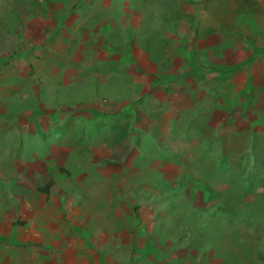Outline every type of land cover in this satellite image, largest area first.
<instances>
[{
	"label": "rangeland",
	"instance_id": "1",
	"mask_svg": "<svg viewBox=\"0 0 264 264\" xmlns=\"http://www.w3.org/2000/svg\"><path fill=\"white\" fill-rule=\"evenodd\" d=\"M182 1L128 0L155 50L131 49L124 68L114 54H125L104 46L119 30L104 23L117 26L127 0H0V227L3 238L27 227L23 252L19 240L2 239L19 255L51 247L55 264H85L91 239L68 241L82 227V205L92 209L93 228L104 225L110 238L128 234L124 244L113 239V248L132 254L126 264H152V255L155 264H208L202 253L171 257L190 246L220 264H264V0L238 10L237 0L225 7L187 0L204 12L179 21L187 31L176 28ZM71 7L73 28L59 14L70 16ZM169 28L182 42L174 49L161 39ZM140 67L149 74L134 87L127 74ZM193 87L195 107L184 110L182 95ZM214 90L225 93L218 111ZM49 180L47 195L36 192ZM65 230L69 238L59 239ZM138 243L151 249L134 255ZM96 248L104 258L107 245ZM124 252L107 256L119 264Z\"/></svg>",
	"mask_w": 264,
	"mask_h": 264
},
{
	"label": "crops",
	"instance_id": "2",
	"mask_svg": "<svg viewBox=\"0 0 264 264\" xmlns=\"http://www.w3.org/2000/svg\"><path fill=\"white\" fill-rule=\"evenodd\" d=\"M120 1H122V0H120ZM225 1H227V0H193V2H191V3H196V4H198V6H202V5H205V4L220 5V3H222V5L225 7V5H227V4H224ZM114 3H115V0H114ZM232 3H233V0H232L231 4ZM250 3H251L250 0H237L233 10H235V9L238 10L239 7H246ZM71 9H72L73 12H72V14H70V16L68 15V10H65V9L62 12L59 11L60 12L59 14L62 15V19L64 17H66L63 20V23H67V25H69L70 28H73V26L76 25L79 20L76 21L78 18H76L77 15L74 14V9L75 8L71 7ZM180 9L183 10V13H182L183 17L181 18L182 20H178V22L179 21L182 22L184 19H187L188 15H193V18L201 19L203 14H204L202 9H200L201 10L200 11L197 8V11L195 12L196 9H194V8H192L190 6H187V0L186 1H184V0L182 1V5H180ZM137 12H138L137 7L130 6V4H129L128 0H127L126 4H124L123 2L121 4V15H118V19H117L118 23L116 24L117 26H114V22L111 25H107V24L104 23V25L106 27H108L109 30H116V29L119 30V31L115 32V36H114L115 38L113 40H106V42L104 43V46H106L105 48H109L112 53L125 54L123 56H119L117 54H114L118 59H120L121 67H124V68H125V66L126 67H130L131 66L130 64H128V63H130V61L126 60L127 59L126 58L127 54H130L131 49L136 51V52H138V53H140V54L141 53H146L149 50H155L152 47L148 46V44H151L150 41H148L149 43H146L144 41V39H143L145 36L141 32V31H143V29L139 25V23L142 21L141 20L142 18L140 17V13L139 12L137 13ZM43 17H44V19H49L47 15H44ZM110 17L112 18V12L110 13ZM26 18L31 20L30 15H27ZM58 20H59V18H58ZM137 21H139V22L136 24ZM182 23H184V22H182ZM182 23L179 22V24H177L176 28L179 29V26H181V27L185 28L184 29L185 31H187V25H184ZM152 31H154V30H152ZM107 32H110V31H106L104 34H106ZM124 33H126L130 37L127 41H125V38H123V34ZM177 33H179V32L172 31L171 28H169V30H167L163 34V37H161V39L170 40V41L172 40L170 48L174 49L177 46L178 43L179 44L182 43L181 40H180L179 34H177ZM185 33H183V34H185ZM158 41H159V38H158ZM158 41L155 42L152 46H157ZM127 45H129L130 50L128 49ZM2 48H4V45H3ZM2 48H1L2 51L0 53V57L2 59L0 58V62L2 60H4V57H5V56L2 57V54L4 53L3 51H5ZM170 48H165L164 50L168 51V50H170ZM108 57H110L112 59V56H108ZM174 68L175 67H171L170 68L171 72H174ZM144 74L146 76H148L149 71L147 69L143 70L141 67H140V69L130 68L129 75L135 77L137 80L132 79L127 74V78L129 80V84H134V85H132L134 87L137 86L138 83L142 82V80L138 79V78L143 77ZM92 75H93V77L95 79H97L99 81H102V78L99 76V72L95 71V73H92ZM67 76L68 75H65V77L63 79L61 78L63 80V82L66 79H69V77L67 78ZM71 76H73L72 73L70 75V78H71ZM106 80L107 79H104V81H106ZM130 80H132V81H130ZM59 81L61 82L60 79H59ZM115 81L120 85L117 93L119 94V96L122 99H126V96H124V95L128 91V88L126 86H124L126 84L123 85V77H119ZM148 82H150V81H148ZM106 84H109V83L107 82ZM194 89H195V87H193L192 90L187 92V94L182 95V99L185 97V101L181 102L179 105H181V108H183L184 110H191L193 107H195L194 106L195 104L192 103V98L189 95V93L193 92ZM199 91H201V90H199ZM220 91H221V93H220ZM220 91L217 92L216 90H214V95L216 96L215 97V101L218 102V103L215 104V109L217 111L219 110V107H222L220 99L225 94L223 90H220ZM205 93H206V91H204L201 96L198 95V97L196 98V101L199 100V99L203 100L202 97H204ZM114 95H115V92H113L111 95H109L108 98L111 97V96H114ZM175 105H177V104H175ZM174 106L171 108V110L169 112L171 113V111H172L173 115L178 116L180 111L178 112V109H176ZM203 109H204V107L202 108V110ZM135 113H136V111H135ZM168 113H166V114H168ZM217 114H219V113H217ZM155 135H158V134H155ZM142 136H143V133L141 132V137ZM158 136H159L158 137L159 141L161 143L162 142H166L169 139V138L163 137L162 135H158ZM162 137L165 139V141L162 140ZM80 208H81V210H80V219H81V221L79 222V224H82V227L80 228V226L76 225L77 227L80 228L78 236L77 237L74 236L75 238H73V239L70 238L68 241H71V243L78 242L81 245H83L85 243V245H86V242H85L86 238L89 241L91 239V244H90V242H88V245H89L87 247L88 251H86V254H84V258H86L85 261H84L85 264H113V261H111V259H113V257L110 259V257H108L107 255H110L112 252L114 253V251L116 249L117 250H122L123 252L125 250L121 246L117 247V248H113V246L115 245V241H113V239L118 238L119 241L121 240L120 244H124V243H126L128 234L122 235V233H121L118 236V235H115V233H114L112 238H110V236L108 235V231L106 230L104 225H98L99 227L96 228V229L91 226V222H92V219L94 217L92 215H89V214H92V213L88 212V211H92V209L82 208V205H81ZM108 209H106V210H108ZM68 210L70 211V209H68ZM106 210H104V211H106ZM88 216H90L92 219L89 218ZM73 225H75L74 222H73ZM19 228L18 227H13V229H9L8 231H5L3 236L6 237L5 235L9 234V236H10L9 238H11L12 240H19L18 243L21 244L19 250L23 252V250H22V247L24 245L23 242H26V240L29 237V235H27L28 232H27V234L25 233V230L27 229L26 226H23L20 229ZM22 229H25V230H22ZM1 230H4V229L0 227V235H2ZM95 232H96V240L94 242ZM62 235L63 236H67L69 238L67 230H65V232H63V233L62 232L58 233V238L60 239V237ZM22 236H24V237L22 238ZM135 237L138 240L143 241L142 239H140L138 231L136 232ZM130 242H132V240H130ZM105 244L107 245V248H105V254L106 255L104 256V258H101L96 253V251H97L96 247L103 246ZM166 245H169V243L167 242ZM144 246H145V248L151 249L149 246L143 245V243H138L134 247L136 249H133V251H132L133 254L135 255L139 250L142 249L141 247H144ZM9 247L10 246L4 245V244H2L0 246V264H55L56 260L58 259V254L51 247H50V249H47V251L40 250V252H42V253L37 252V255H35L34 252L32 251L29 254L26 253V254H24L22 256L19 255L16 251H13ZM7 249L9 250L8 252H7ZM27 249L28 248H25L24 250L26 251ZM90 252L92 254L91 257H90ZM201 253H202V258L206 257V259H207V257H208L209 262L212 260L211 257H210V255H211L210 252L203 251V250H201V248H195V247L193 248L192 246H190L187 251H185L183 249H175V251L172 252L171 257H176V258L185 257L186 259L190 258V259L194 260V259H198V256ZM131 255L132 254H129V251H128V253L124 252V258H121V261H120L119 264H124V262L126 264V260H130L131 259ZM90 258H92V259H90ZM114 259H117V258L114 257ZM146 259H147L148 262H150L152 264H155V260H154V256L153 255L152 256H147ZM61 260L67 262L63 258ZM117 261H118V259H117ZM218 261L219 260H212V264H220ZM209 262H208V264H209Z\"/></svg>",
	"mask_w": 264,
	"mask_h": 264
},
{
	"label": "trees",
	"instance_id": "3",
	"mask_svg": "<svg viewBox=\"0 0 264 264\" xmlns=\"http://www.w3.org/2000/svg\"><path fill=\"white\" fill-rule=\"evenodd\" d=\"M223 71L224 72H222V73L225 74L226 72H228V69H223ZM59 170H61V169H59ZM51 186H52V181L49 180L42 187L36 186V191L40 194L47 195Z\"/></svg>",
	"mask_w": 264,
	"mask_h": 264
},
{
	"label": "clouds",
	"instance_id": "4",
	"mask_svg": "<svg viewBox=\"0 0 264 264\" xmlns=\"http://www.w3.org/2000/svg\"><path fill=\"white\" fill-rule=\"evenodd\" d=\"M158 43H159V41H158ZM158 50L160 51V49H158ZM59 84H60V83H59ZM36 192H37V191H36ZM39 194H40V193H39ZM42 195H43V194H42ZM201 205H203V203H201ZM8 207H9V205H7V208H8ZM0 239H1V240H0V246H1L2 244H4L3 241H2V239H3V240L6 239V240H5V243H8V242H7V239H8L7 237H4V238H3V237L0 235ZM9 239H10V238H9ZM10 240H11V239H10ZM4 245H5V244H4Z\"/></svg>",
	"mask_w": 264,
	"mask_h": 264
}]
</instances>
